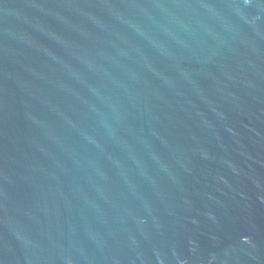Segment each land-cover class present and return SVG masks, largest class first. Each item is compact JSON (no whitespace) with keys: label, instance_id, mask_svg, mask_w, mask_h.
Listing matches in <instances>:
<instances>
[{"label":"water","instance_id":"1","mask_svg":"<svg viewBox=\"0 0 264 264\" xmlns=\"http://www.w3.org/2000/svg\"><path fill=\"white\" fill-rule=\"evenodd\" d=\"M0 264H264V0H0Z\"/></svg>","mask_w":264,"mask_h":264}]
</instances>
